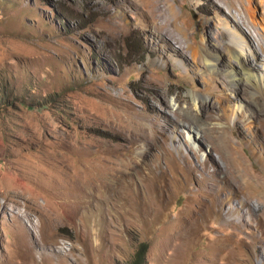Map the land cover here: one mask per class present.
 Instances as JSON below:
<instances>
[{
	"label": "rangeland",
	"instance_id": "obj_1",
	"mask_svg": "<svg viewBox=\"0 0 264 264\" xmlns=\"http://www.w3.org/2000/svg\"><path fill=\"white\" fill-rule=\"evenodd\" d=\"M243 4L264 39V0H0V264H127L142 242L144 264H264V102L224 71ZM108 170V201L83 193Z\"/></svg>",
	"mask_w": 264,
	"mask_h": 264
},
{
	"label": "bare ground",
	"instance_id": "obj_2",
	"mask_svg": "<svg viewBox=\"0 0 264 264\" xmlns=\"http://www.w3.org/2000/svg\"><path fill=\"white\" fill-rule=\"evenodd\" d=\"M242 10L244 13V17L242 16L241 12H239L240 18H243L242 21L238 17V15L236 13H234L232 16L231 24H228V28L230 29V38H229V43L226 46V52H227L229 59L226 63V68L224 69V71L227 73V75L229 77L230 84L235 88L234 91L237 90L236 88L239 87L240 84L238 81L239 80L238 75L234 69V65H233L234 61L233 60H235L237 62V64L241 67L242 75L244 76V79L243 78L242 79L247 84L245 87L246 92L245 91L244 92L247 93L249 100L253 104H255L256 106H258V104L255 100L257 95L260 96L264 102V69L262 71L261 70L260 71L253 70L251 68L253 62L249 60L247 55L249 56V54H250V56H252L254 58H260L264 61V39L261 38V32L259 31L260 24L257 21H255L254 18H251V14L249 13L248 6L243 4ZM249 16L251 19H249ZM246 18L250 22L252 28L246 23V20H245ZM190 25L191 24L188 21H185L182 23L175 22L173 25L174 28L172 30L167 29L166 32L169 35H174V32H177L180 38H184L187 36V28H189ZM241 25H247L248 34L246 33V31H244L242 29ZM162 27H164L166 29L167 24L163 23ZM257 36H260L259 40H261L262 42H259L257 40ZM257 41H258L259 47L262 50V54H259V52H257L258 49L255 50V48H253V46H252L253 43H257ZM247 49H249V52L247 51ZM206 55H207V58H206L207 64L210 67H212L215 71H220L221 69L218 67V63H217L218 57L212 51H208ZM192 94H195L198 96L203 95V93L201 91H197V90H193ZM221 94L222 93H219V98L221 97ZM169 103L172 106L175 105L172 100L169 101ZM244 105L245 104L242 103L239 98H236L233 106H231V108H232L231 114H227L224 112L222 115H220V117L221 118L222 117L228 118L232 122V125L234 126L236 124V122L238 120H240V116L247 115L246 111L244 110ZM195 107H197L198 112H197V114H194V115L190 114L189 115L191 117L192 121L190 123H188V127L197 135H201V133L203 134V132L206 133L209 130L210 131L213 130L212 128L207 129V128H204V126H202V124L199 122V118H201V116H202L201 106L196 104ZM183 124H185V123L183 122ZM217 124H223V123L218 122ZM226 127H228V125H226ZM226 127H225V129L222 128L223 131H222V134H220L222 146L224 148H228V149H230L232 147V148H235L237 150V148L234 146L233 142L225 134ZM248 127L249 126H247V127L245 126V128H247V129H248ZM199 137L201 138V136H199ZM232 150H234V149H232ZM202 155L204 156L205 154H202ZM128 165H129V163H128ZM94 183H96V182L87 183V185L85 186L87 190H85V192H83V193H85V194L90 193L92 196H94V197L97 196L99 199L106 202L109 200L111 195H113V193L115 194L117 192V190L115 189V185L117 183L116 184L114 183L113 175H111L110 171L108 173H105V174L103 173L102 175H100L99 181L96 183L98 186V187H96L97 189L95 188ZM84 184H86V183L84 182L83 185ZM93 190L95 192H92ZM128 194L129 193L126 192L125 190L122 192V196L124 198H126V196Z\"/></svg>",
	"mask_w": 264,
	"mask_h": 264
},
{
	"label": "trees",
	"instance_id": "obj_3",
	"mask_svg": "<svg viewBox=\"0 0 264 264\" xmlns=\"http://www.w3.org/2000/svg\"><path fill=\"white\" fill-rule=\"evenodd\" d=\"M145 251H146V245L145 243L142 242L137 246L136 250L133 252L130 261L127 264H144Z\"/></svg>",
	"mask_w": 264,
	"mask_h": 264
}]
</instances>
